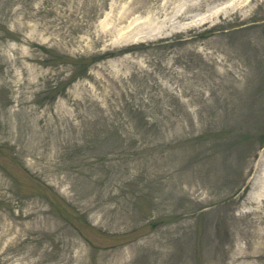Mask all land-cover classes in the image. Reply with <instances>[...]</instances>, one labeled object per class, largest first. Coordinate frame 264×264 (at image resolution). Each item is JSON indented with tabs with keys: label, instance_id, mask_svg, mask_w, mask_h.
<instances>
[{
	"label": "rangeland",
	"instance_id": "374dc122",
	"mask_svg": "<svg viewBox=\"0 0 264 264\" xmlns=\"http://www.w3.org/2000/svg\"><path fill=\"white\" fill-rule=\"evenodd\" d=\"M0 264H264V0H0Z\"/></svg>",
	"mask_w": 264,
	"mask_h": 264
},
{
	"label": "trees",
	"instance_id": "16d2710c",
	"mask_svg": "<svg viewBox=\"0 0 264 264\" xmlns=\"http://www.w3.org/2000/svg\"><path fill=\"white\" fill-rule=\"evenodd\" d=\"M109 57V55L105 56H93L89 58H82V59H69L67 63H70L74 66V75L72 77V82L85 75L86 71L88 70L89 67L92 65L102 61L104 58Z\"/></svg>",
	"mask_w": 264,
	"mask_h": 264
}]
</instances>
